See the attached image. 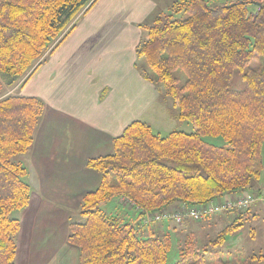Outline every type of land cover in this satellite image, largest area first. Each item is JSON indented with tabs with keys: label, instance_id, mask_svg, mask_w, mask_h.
Listing matches in <instances>:
<instances>
[{
	"label": "trees",
	"instance_id": "16d2710c",
	"mask_svg": "<svg viewBox=\"0 0 264 264\" xmlns=\"http://www.w3.org/2000/svg\"><path fill=\"white\" fill-rule=\"evenodd\" d=\"M98 1L0 0V264H16L21 222L13 214L27 208L32 193L27 168L16 158L32 148L45 112L42 100L4 91L22 90ZM256 3L253 14L248 6ZM142 29L141 73L172 100L176 119L191 123L192 132L163 137L135 121L113 140L112 154L88 161L101 180L84 196L81 219L70 224L79 264H167L172 239L160 226L172 220L146 225V215L262 194L264 0H177ZM112 199L133 217L107 214L102 206ZM254 205L235 210L213 248L227 243ZM182 236L176 264H205L213 254L208 244L200 249L194 231Z\"/></svg>",
	"mask_w": 264,
	"mask_h": 264
},
{
	"label": "crops",
	"instance_id": "0c3cea01",
	"mask_svg": "<svg viewBox=\"0 0 264 264\" xmlns=\"http://www.w3.org/2000/svg\"><path fill=\"white\" fill-rule=\"evenodd\" d=\"M176 1L99 0L17 89L42 100L45 112L23 156L32 193L27 208L17 212L16 264H79L80 250L68 241L73 212L79 214L84 196L101 180L87 163L112 154L113 140L133 122L152 126L162 110V94L142 75L145 64L136 51L142 26ZM198 228L206 235L205 226ZM160 229L165 232L163 223Z\"/></svg>",
	"mask_w": 264,
	"mask_h": 264
},
{
	"label": "rangeland",
	"instance_id": "374dc122",
	"mask_svg": "<svg viewBox=\"0 0 264 264\" xmlns=\"http://www.w3.org/2000/svg\"><path fill=\"white\" fill-rule=\"evenodd\" d=\"M243 1L245 0H214L216 4H228ZM248 8L253 14L257 12L256 4H249ZM17 89L18 86L14 87V89L6 88L4 93L5 95L16 94L18 93ZM159 105H161L162 110H159L157 114H155V121L151 126L155 133L164 137L172 131H183L187 133L192 132L191 123L181 122L176 119V115L179 110L174 108L172 100L166 98L164 93L161 97ZM206 141L220 147L225 145L222 138L207 137ZM16 159L24 163L25 157L21 156ZM261 162L263 168L260 180L257 184L262 189V194L264 195V144L261 149ZM26 181L29 182V179L26 178ZM236 197L241 198L242 194H238ZM226 200H230L229 195L224 197L223 201ZM102 208L110 215H119L121 217L129 215L130 217H133V214L130 213L129 209L123 208L118 203L117 199H112L111 201L103 204ZM235 212L236 211L224 212L222 214L217 213L214 214L211 219H209V217L207 220L201 222L190 220L189 224H184L183 226H178V223L175 221H171V223L168 221L164 222L165 232H169L172 239L167 264H176L180 260L179 240L180 237H183L182 235H184L182 234V230L185 227H187V229H185L186 232L193 230L197 231L196 236L200 238L198 240L200 241V249L204 248V245L208 244L209 251L212 250L211 252H213V254L208 253V258L206 259L205 264H215L218 259L230 264H264V202H258L252 207L250 214H248L246 219L243 221V226L228 238L225 245L217 248L212 247L210 242L216 240L220 233L229 224L235 221L237 217V213ZM18 215V213H14L13 217L17 218ZM80 219L81 216L78 213L73 212L72 221L78 222ZM203 226L206 227V235H204V232L198 228ZM174 228H176V230Z\"/></svg>",
	"mask_w": 264,
	"mask_h": 264
},
{
	"label": "built area",
	"instance_id": "2783aa9c",
	"mask_svg": "<svg viewBox=\"0 0 264 264\" xmlns=\"http://www.w3.org/2000/svg\"><path fill=\"white\" fill-rule=\"evenodd\" d=\"M258 202H264L263 194L259 196L254 194H245L241 198H237L235 200L216 201L205 207L201 206L189 210L163 211L161 213L158 212L153 215L148 214L143 219V222L146 225L152 223H160L166 220H172L178 224L183 223V221L187 219L193 220L195 222H200L205 220L208 216L217 213L245 210L246 208Z\"/></svg>",
	"mask_w": 264,
	"mask_h": 264
},
{
	"label": "water",
	"instance_id": "95a60500",
	"mask_svg": "<svg viewBox=\"0 0 264 264\" xmlns=\"http://www.w3.org/2000/svg\"><path fill=\"white\" fill-rule=\"evenodd\" d=\"M256 5H259V6H261V4H257V3H256Z\"/></svg>",
	"mask_w": 264,
	"mask_h": 264
}]
</instances>
